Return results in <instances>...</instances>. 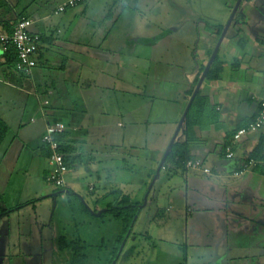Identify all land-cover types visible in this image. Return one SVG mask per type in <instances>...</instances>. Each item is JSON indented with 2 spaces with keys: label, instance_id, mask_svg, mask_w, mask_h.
Masks as SVG:
<instances>
[{
  "label": "rangeland",
  "instance_id": "obj_1",
  "mask_svg": "<svg viewBox=\"0 0 264 264\" xmlns=\"http://www.w3.org/2000/svg\"><path fill=\"white\" fill-rule=\"evenodd\" d=\"M54 1L53 9L62 2ZM237 3L235 0H89L87 4L68 9V14L72 18H82V25L78 28L83 31L85 44L100 47L107 40V46L114 43L118 49L122 43L129 44L123 54L159 55L160 62L164 61V64L157 68L178 71V63L185 65L186 69L191 67L196 62L194 56L206 47L199 42L201 33L214 35V39L219 41L230 24L234 26L238 15L235 11ZM87 5H90V10L86 14ZM109 13L110 17L106 18ZM62 16L53 14V20L59 21ZM163 34L153 43L140 41ZM123 58L118 59L121 67L131 69L142 64L136 58ZM85 61V79L83 77L80 82L68 85L69 101L75 103L83 96L89 99L93 127L101 125L95 113L102 106L112 114L104 118V125L109 127L105 142L100 138V142L108 146L98 144L81 148L83 155H91L89 157H94V160L74 163L66 174L67 181L83 184L80 193L83 198L75 194L62 198L58 191L60 188L49 180L48 158L39 149L44 124L42 109L46 111L50 107L44 105L48 97L41 89L38 91L40 97L24 93L7 83L11 82L8 76L0 74V119L10 126L7 140L0 147V186L6 189L0 220L4 206L11 208L30 203L7 214L0 223L1 262L67 264L64 254L70 252L73 255L74 247H83L79 253L91 257L76 261V264H198L201 257L207 264H233L230 259L212 260V251L202 248L195 250L192 247L187 251L183 244L186 228L190 229L192 225L185 217L176 214L180 209L177 205L185 203L183 199L187 198L186 183L181 174L175 173V167L165 161L186 113L175 127L171 125L178 116L175 94L181 88L183 75L175 73L158 78L157 83L151 81L146 98L133 96L131 102H125L124 94L119 90L102 92L100 85L104 78L98 70L105 68L106 63ZM150 66L153 69L155 65H146ZM55 70L46 72L42 81L54 78ZM85 80H92L90 84L95 81L91 90L87 89L89 86ZM34 92L32 88L31 93ZM165 94L174 100L168 101ZM187 96L188 93H184L181 99L185 102ZM50 100L57 101L55 97H50ZM32 119L36 121L31 122ZM170 128H174V133L167 143L165 136ZM13 140H21L25 147L9 159L12 163L9 166L2 158ZM91 183L96 185L95 194L85 192ZM118 189L130 194L141 206L127 233L120 221L95 217L90 210L81 211L85 206L93 207V200L99 196ZM189 194L192 195L191 192ZM62 236L73 245L61 249L57 240ZM112 255L114 260L111 262L109 257Z\"/></svg>",
  "mask_w": 264,
  "mask_h": 264
},
{
  "label": "crops",
  "instance_id": "obj_2",
  "mask_svg": "<svg viewBox=\"0 0 264 264\" xmlns=\"http://www.w3.org/2000/svg\"><path fill=\"white\" fill-rule=\"evenodd\" d=\"M237 1L236 23L234 26L230 24L224 37L217 41L216 36L201 33L199 42L206 47L200 49L196 57L194 56L196 62L187 69L185 65L178 63L179 70L173 71L170 68H157L164 64V61L160 62L159 55L148 57L147 54L148 56L143 57L135 52L123 54V50L129 44L121 42L122 47L119 48L122 50L114 47V43L107 46V40L100 47L85 44L81 34L83 31L78 28L82 18L78 19L77 16L72 18L67 10L60 14L63 16L59 21H54L52 14L54 0H0V32L11 33L20 20L33 19L37 23L33 25L32 31L42 36L38 64L31 74H20L15 69H8L5 66H0V74L8 76L11 82L7 83L24 93L40 97L38 91L41 89L48 97L44 105L50 107L46 111L42 109L44 124L39 146L41 154L49 157V149L42 142L46 124L62 122L67 128L65 141L75 148L73 156L81 158L77 163L82 164L86 159L93 161L94 157L83 155L80 152L81 148L83 150L85 146L89 148L93 147L92 145H107L101 143L100 138L105 142V134L109 127L104 125V118L112 114L102 106V109L95 113L101 125L93 127L92 114L88 108L89 99L83 96L84 98L78 99L75 103L69 101L71 100L68 88L70 82H80L83 77L85 79V60L106 63L105 68L98 70L104 78L100 85L102 92L119 90L124 94L122 98H125L123 100L125 102H131L133 96L138 99L146 98L151 81L157 83L158 78L175 73L182 74L181 88L177 89L175 94L178 98L177 121H173L171 125L176 126L196 93L208 97L211 115L210 122L194 127L195 139L189 143L192 160L202 159L211 173L205 174L203 171L191 170L186 166L184 169L174 168L176 174L183 176L188 193L187 198L183 199L185 203L177 205L180 209L176 214L185 217L188 224L190 221L192 225L190 229L186 228L184 247L187 251L192 247L195 250L202 248L212 251L210 256L215 261L230 259L233 264H244L248 259L247 264H264V130L243 137L232 160L227 159L225 154L226 146L231 143L238 130L255 121L259 113L260 100L264 97V0H235ZM89 6H86L85 13L90 10ZM216 47L218 49L213 54ZM215 55H218L222 61L223 71L218 80L209 81L205 78V73ZM122 56L126 60L136 58L142 61V64L131 69L121 67L118 59ZM147 64L156 67L148 68ZM47 69L49 71H46ZM50 69H56L54 78L52 77L50 81H42V76L50 72ZM85 81L86 86H89L87 89L91 90L95 81L91 84L92 80ZM32 88L34 93H31ZM184 93H188L185 102L181 99ZM50 97H55L57 101H51ZM164 98L168 101L174 100V97L166 94ZM35 121V119L31 120V122ZM166 132L168 134L165 139L168 143L173 136L174 128ZM185 140L183 123L182 126L180 124L173 143ZM23 144L21 140H13L4 150L2 161L12 166L9 159L15 157L20 149H24ZM257 148L260 149L259 158L254 159L259 163L249 167L251 155ZM236 172L241 173L236 175ZM70 185L73 187L71 188ZM82 190L83 184L75 180H66V188L58 189L62 198L68 197L69 194L83 198L80 194ZM5 191L6 189L0 186L3 197L6 195ZM95 191L96 185L92 183L85 190L88 194H95ZM189 192L192 193L191 196ZM105 195L93 200V207L88 208L93 215L104 210L111 202V196L104 198ZM133 201L139 203L134 199ZM84 203L87 201L84 200ZM33 208L36 209L37 205L34 204ZM6 216L4 215L2 219ZM90 257L87 255L85 260ZM99 257L98 255L97 258ZM63 258L67 264H73L72 253H65ZM109 259L112 262L114 255ZM1 261L0 257V264H10ZM198 264H207V262L201 257Z\"/></svg>",
  "mask_w": 264,
  "mask_h": 264
},
{
  "label": "trees",
  "instance_id": "obj_3",
  "mask_svg": "<svg viewBox=\"0 0 264 264\" xmlns=\"http://www.w3.org/2000/svg\"><path fill=\"white\" fill-rule=\"evenodd\" d=\"M250 1V0H248ZM110 17V13L106 15V18ZM116 24V22H114ZM42 41V40H41ZM18 61L17 52L14 47H11L6 55V63L1 66H5L8 69H14L15 65ZM223 71V63L218 57L215 55L211 61V66L205 73V78L209 81H216L220 78V75ZM209 99L207 96L202 95L201 93H196L194 95L186 113L184 116V135L186 140L184 142H175L168 149L165 161L172 164L177 169H184L186 163L189 160H192L189 151V143L195 139L194 127L198 125H203L206 122H210L211 115L209 111ZM10 132V126L4 120L0 119V146L4 143ZM67 134H59L56 136V139L62 142L61 151L66 155V163L70 169V167L77 163V161L81 158L74 157L73 154L75 152V148L71 147L66 143ZM260 149L257 148L254 153L251 155V160L258 159ZM49 156V152H48ZM255 158V159H254ZM114 196V199L108 203L107 207L99 213L94 214L99 218H107L111 220H117L122 222L125 226L124 231L127 233L132 228L141 206L139 203L133 201L132 196L130 194L124 193L122 190H113L107 193L104 198L109 196ZM4 204L3 195L0 193V208L1 205ZM27 204H19L14 208L3 207L1 210V214L7 215L14 210H19L24 208ZM84 210L89 211V209L85 206ZM122 240V239H121ZM122 242V241H121ZM57 243H59L60 248L68 247L73 245V243L69 244L68 240L62 236L58 238ZM81 250L83 247H80ZM80 248L74 247L73 259L74 264L76 261H81V259H85V255H81L78 251ZM85 256V257H84ZM81 264V262H80Z\"/></svg>",
  "mask_w": 264,
  "mask_h": 264
},
{
  "label": "built area",
  "instance_id": "obj_4",
  "mask_svg": "<svg viewBox=\"0 0 264 264\" xmlns=\"http://www.w3.org/2000/svg\"><path fill=\"white\" fill-rule=\"evenodd\" d=\"M89 0H62V2L52 11L54 15H60L68 9L85 4ZM37 21L33 19H22L14 27L13 32H0V66L6 63V55L11 47L17 52L18 61L15 71L20 74L29 75L37 67L38 53L42 36L32 31L33 25ZM46 104L48 102L46 101ZM264 130V97L259 103V113L252 123L247 127L241 128L234 135L231 143L226 146V158L232 160L235 157V150L242 138L249 134H256ZM67 131L66 125L62 122H48L42 138L43 145L49 149L48 174L49 180L58 188H66V174L69 167L66 163V155L61 151L62 142L56 136ZM259 162L250 160L249 167L257 165ZM261 163V162H260ZM186 168L191 170L203 171L210 174L211 170L205 167L202 159L189 160ZM241 172H236L239 175Z\"/></svg>",
  "mask_w": 264,
  "mask_h": 264
},
{
  "label": "water",
  "instance_id": "obj_5",
  "mask_svg": "<svg viewBox=\"0 0 264 264\" xmlns=\"http://www.w3.org/2000/svg\"><path fill=\"white\" fill-rule=\"evenodd\" d=\"M164 35H165V34L160 35V36H158L157 38H154V39H151V40H142V39H141L140 41H142V42H146V43H153V42H155L157 39L163 37ZM183 123H184V120L182 121L181 126H182Z\"/></svg>",
  "mask_w": 264,
  "mask_h": 264
}]
</instances>
